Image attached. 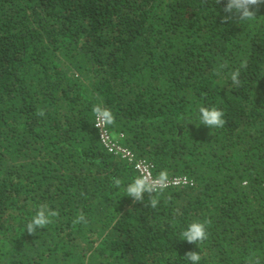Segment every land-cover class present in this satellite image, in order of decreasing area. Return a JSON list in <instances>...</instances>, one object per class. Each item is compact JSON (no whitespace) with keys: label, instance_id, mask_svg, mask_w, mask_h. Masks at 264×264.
<instances>
[{"label":"trees","instance_id":"16d2710c","mask_svg":"<svg viewBox=\"0 0 264 264\" xmlns=\"http://www.w3.org/2000/svg\"><path fill=\"white\" fill-rule=\"evenodd\" d=\"M0 264H264V0H0Z\"/></svg>","mask_w":264,"mask_h":264},{"label":"built area","instance_id":"2783aa9c","mask_svg":"<svg viewBox=\"0 0 264 264\" xmlns=\"http://www.w3.org/2000/svg\"><path fill=\"white\" fill-rule=\"evenodd\" d=\"M94 127L97 130L99 140L103 147L114 155L120 156L133 164L139 179L153 191L168 187H180L193 185V181L184 175L174 176L167 179L157 178L153 174V164L145 159L136 158L135 154L128 147L123 146L108 128L107 117L104 113L98 112L95 116ZM123 135L120 134V137Z\"/></svg>","mask_w":264,"mask_h":264}]
</instances>
